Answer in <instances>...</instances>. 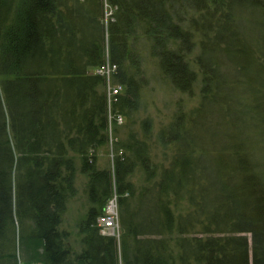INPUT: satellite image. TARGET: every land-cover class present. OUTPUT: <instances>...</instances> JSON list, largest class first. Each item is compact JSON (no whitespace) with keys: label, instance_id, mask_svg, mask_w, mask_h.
Masks as SVG:
<instances>
[{"label":"trees","instance_id":"1","mask_svg":"<svg viewBox=\"0 0 264 264\" xmlns=\"http://www.w3.org/2000/svg\"><path fill=\"white\" fill-rule=\"evenodd\" d=\"M143 49L177 91L200 83V103L160 131L172 151L158 175L135 139L111 175L96 167L107 111L91 71L108 56L130 114ZM74 157L92 203L78 252L60 230ZM137 165L152 187L131 212ZM112 179L119 241L96 224ZM19 242L39 243L41 264H264V0H0V264H18Z\"/></svg>","mask_w":264,"mask_h":264},{"label":"rangeland","instance_id":"2","mask_svg":"<svg viewBox=\"0 0 264 264\" xmlns=\"http://www.w3.org/2000/svg\"><path fill=\"white\" fill-rule=\"evenodd\" d=\"M111 9L105 4V21L109 19ZM198 53L196 48L193 52ZM141 72L142 81L140 90V99L136 109L130 114H121L115 104L119 96L123 94L124 87L115 82L114 75L116 67H109V72L102 70L101 65L91 71L105 79L106 93V118H107V143L95 152L96 167L98 170H109L113 175L114 160L117 156H130L131 153L126 146L132 143V139L144 144V149L151 163V168L156 167L153 171L158 175L161 166H167L171 156L172 145L167 148L159 139L161 130L166 129L172 120L179 115L189 113L200 103V83L196 84L189 93L177 91L167 80L161 77L157 67L156 60L143 49L141 53ZM108 59V58H106ZM107 68V67H106ZM117 89V97L111 96L112 90ZM245 98V96L243 97ZM75 159V177H74V194L68 196L66 200V210L62 216L60 230L68 234L69 242L72 248L78 252L80 246L76 244L78 237V225L84 219L88 209L92 206L89 199V181L88 178L79 172L80 159ZM146 173L140 166H136L132 174L127 177L126 182L132 188L133 193H126L122 196L128 209L134 212L139 207L140 194L147 189H151L152 184L146 179ZM119 194L116 190L115 181L112 179V193L106 200L104 211L100 215L96 224L99 232L103 236L114 237L118 241L122 235V224L120 215ZM185 201L178 204V208L188 210ZM174 211H178L174 208ZM113 216L114 228L108 230L99 223V218L106 215ZM18 264H41V245L35 246L31 243H17Z\"/></svg>","mask_w":264,"mask_h":264},{"label":"built area","instance_id":"3","mask_svg":"<svg viewBox=\"0 0 264 264\" xmlns=\"http://www.w3.org/2000/svg\"><path fill=\"white\" fill-rule=\"evenodd\" d=\"M114 67V66H113ZM102 70H105L107 72H109V67L106 68V66H102ZM118 93L117 89H113L111 96L116 95ZM115 97V96H114ZM108 212L106 213V215L102 216L101 218H99V223H101L102 227H105L108 230H112L114 227V223H113V216L109 215V212H111L110 210H107Z\"/></svg>","mask_w":264,"mask_h":264},{"label":"bare ground","instance_id":"4","mask_svg":"<svg viewBox=\"0 0 264 264\" xmlns=\"http://www.w3.org/2000/svg\"><path fill=\"white\" fill-rule=\"evenodd\" d=\"M106 58H108V56ZM103 65L106 67H116L115 64L111 63L109 59H106ZM114 96L117 97V95Z\"/></svg>","mask_w":264,"mask_h":264}]
</instances>
